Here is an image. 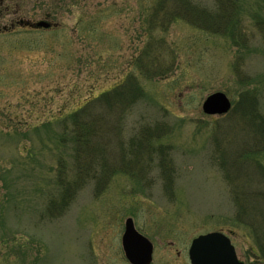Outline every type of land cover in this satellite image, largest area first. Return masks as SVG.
<instances>
[{"label": "rangeland", "instance_id": "obj_1", "mask_svg": "<svg viewBox=\"0 0 264 264\" xmlns=\"http://www.w3.org/2000/svg\"><path fill=\"white\" fill-rule=\"evenodd\" d=\"M156 1L70 0L48 16L53 0H25L20 12L0 0V264H131L127 217L153 242L151 264H191L192 239L216 230L245 264H264V0H240L235 39L163 13L153 24ZM42 19L52 26L32 27ZM127 82L142 87L134 102L97 99ZM215 91L232 100L227 114L203 111ZM90 100L88 112L104 116L91 151L101 180L63 200L79 166L69 115ZM143 127L156 131V151L133 169L116 165Z\"/></svg>", "mask_w": 264, "mask_h": 264}, {"label": "trees", "instance_id": "obj_2", "mask_svg": "<svg viewBox=\"0 0 264 264\" xmlns=\"http://www.w3.org/2000/svg\"><path fill=\"white\" fill-rule=\"evenodd\" d=\"M6 8L12 9L13 12H20L21 10H24V4L22 3L25 0H2ZM70 1V0H69ZM68 0H53V3H51V7L49 9L52 11V13H56V7L59 5L57 2L60 3H68ZM156 5L152 12L149 14L150 22L152 21L153 24H159V19L161 13L166 14L168 19L170 21L180 18V19H186L188 22H190L195 27H199L205 30H208L209 32L213 33H219L222 35H225L231 39H235L238 37L241 33V23H242V12H243V4L240 0H216L215 7L209 8L206 6H202L200 4L195 3L192 0H157ZM14 6V7H12ZM151 10V9H149ZM50 11H47L48 16L55 15L52 14ZM154 62L156 59H153ZM157 63H155L156 65ZM139 67L143 71L144 68V62L143 60L139 61ZM146 66L145 68H147ZM158 68V72L162 70V67L159 65H156ZM129 86V88H128ZM132 85L130 82H127L126 84L119 85L116 87H113L112 89L105 91L101 93L98 98V100H101V102H106L109 105H111L110 101L115 102L114 105H121L119 102H121L124 106L125 105V99L129 97V94L131 96L132 102H134L138 97H141L143 95V90L140 85L136 87V89L133 91L131 89ZM247 97V96H246ZM93 98V99H95ZM250 102L254 101L250 98ZM131 102V103H132ZM255 102V101H254ZM244 106L247 107L246 101L243 102ZM93 103L90 101L86 102L85 105L78 111H75L74 113L69 115V119L72 120L73 125L75 128L73 131L72 129L70 132H74V139L75 142L79 143L78 146V153L76 157V161L78 162V170L74 173V177H72L71 181L70 179L62 182L61 185L63 193H62V199L66 200L69 197V192L73 190H77L78 187L82 186L86 183V181L90 178L95 180H101V176L98 173V170L95 168V164L97 162V156L92 153V147L94 146V142L97 140L95 137L102 136L103 135V129L102 125L99 123L104 119V116H97L95 114H92L88 112V109ZM252 110V108H251ZM112 111V107H111ZM89 119H84L85 116H89ZM61 117L65 120L68 119V116L61 115ZM143 131H139L138 139L130 146V148L127 149V153L125 152V149L123 146L119 149V157L118 159H115L116 165L120 163L123 165V168L126 169H133L135 168L136 163L139 162L144 163V159L147 156H151L152 150L156 151L152 145L151 147V141L154 137L153 134L156 132L153 128L150 127H143ZM158 128V127H156ZM155 128V129H156ZM148 131L150 133H148ZM67 133V132H66ZM67 134H64V139H67ZM160 137V136H155ZM93 142L92 146L90 144ZM164 149H160L159 151L163 152ZM99 155H102L97 150L96 152ZM113 154L111 158L114 156ZM160 156V164L162 167V172L165 175L166 178V190H170L172 187V167L170 165H167L166 158L161 154ZM103 159L101 162L105 161L103 163V170H106L107 168L110 169V158L105 157L102 155ZM107 161H109L107 163ZM113 168V167H112ZM105 175L109 178V173L107 171H104ZM135 173L131 172V175L133 176ZM68 181H70L68 183ZM67 182V183H66ZM88 182V181H87ZM55 201L53 202V204ZM243 213V212H242ZM254 223V222H253ZM254 226L258 228L257 225ZM264 238V236H262ZM261 255L264 256V246L260 249ZM263 252V253H262Z\"/></svg>", "mask_w": 264, "mask_h": 264}, {"label": "water", "instance_id": "obj_3", "mask_svg": "<svg viewBox=\"0 0 264 264\" xmlns=\"http://www.w3.org/2000/svg\"><path fill=\"white\" fill-rule=\"evenodd\" d=\"M50 22L39 20L31 25L49 27ZM203 110L209 114H223L231 108V101L222 91L209 94L203 102ZM125 255L132 264H150L153 260V243L140 233L131 217L125 222L122 235ZM192 264H244L240 261L230 238L220 231L201 234L194 238L189 249Z\"/></svg>", "mask_w": 264, "mask_h": 264}]
</instances>
